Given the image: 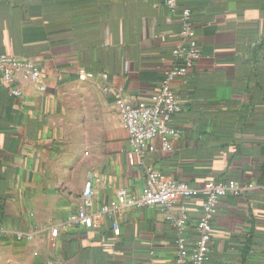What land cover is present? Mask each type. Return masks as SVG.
<instances>
[{
  "label": "crops",
  "instance_id": "0c3cea01",
  "mask_svg": "<svg viewBox=\"0 0 264 264\" xmlns=\"http://www.w3.org/2000/svg\"><path fill=\"white\" fill-rule=\"evenodd\" d=\"M164 1L0 0V54L34 61L44 86L18 80L16 97L0 77V264H173L168 215L186 209L193 242L200 198L62 227L87 183L96 209L119 190L142 195L146 168L193 187L253 183L219 202L204 264H264V0H181L201 53L172 84L182 135L138 154L116 99L148 101L174 64L180 20Z\"/></svg>",
  "mask_w": 264,
  "mask_h": 264
},
{
  "label": "built area",
  "instance_id": "2783aa9c",
  "mask_svg": "<svg viewBox=\"0 0 264 264\" xmlns=\"http://www.w3.org/2000/svg\"><path fill=\"white\" fill-rule=\"evenodd\" d=\"M164 6L172 14H177L180 20L179 42L171 50L174 58L173 66L166 70L161 78L159 91L148 101L131 104L122 95L116 99L119 109L120 123L126 131L129 145L133 152L142 154L144 146L149 151H154V142L159 141L160 148L169 152L172 143L179 139L182 132L173 126L174 115L181 112L182 107L176 94L172 90V84L184 79L189 70L199 60L201 53L198 48L196 34L193 26L191 9L182 4L181 0H165ZM0 77L3 85L9 93L18 97L20 91L13 88L18 80L28 81L43 90L41 82L42 73L39 66L32 60L24 57H16L0 54ZM107 74L101 76L106 82ZM108 93L109 87H103ZM145 189L140 196H131L124 190L116 193V198L106 205L93 207V189L86 184L81 196V205L70 213L63 228H92L97 221L107 217H119L130 209L143 207H160L167 211L182 200L200 198L201 205L196 218V238L190 242L183 231L188 221V212L182 208L177 219L168 215L174 221L177 237L174 241L175 256L173 264H204L209 252V243L213 234V218L218 210L219 202L228 195L239 197L253 190V183L239 181H209L202 187H193L162 175L157 169L146 168L144 171ZM114 232L118 234V229ZM59 233L57 227L51 228L50 238L53 241ZM26 236V239H30ZM24 237L16 236L17 240ZM45 264H58L56 261H46ZM149 264H154L153 262Z\"/></svg>",
  "mask_w": 264,
  "mask_h": 264
}]
</instances>
